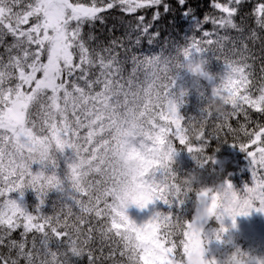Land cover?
I'll list each match as a JSON object with an SVG mask.
<instances>
[{"label": "snow or ice", "instance_id": "obj_1", "mask_svg": "<svg viewBox=\"0 0 264 264\" xmlns=\"http://www.w3.org/2000/svg\"><path fill=\"white\" fill-rule=\"evenodd\" d=\"M245 4L208 0L222 15L200 17L190 0H0V264H224L205 257V225L218 221L212 233L221 241L226 217L235 226L237 216L264 213V36L247 29ZM140 9L145 14L108 28L123 27L121 38L105 43L83 31L97 22L107 28L112 10ZM253 14L264 32V0ZM168 16L174 26L177 16L189 26L184 44L172 42L168 50L165 39L160 54L137 64L142 80L135 70L125 78L118 49L159 43ZM257 41L258 52L249 46ZM208 53L222 70L193 86L200 106L184 115L189 91L178 86L179 73L196 59L207 64ZM213 96L222 109L212 108ZM221 144L246 154L251 186H208L173 168L181 150L198 169L213 165ZM128 145L148 156L136 170L121 162ZM28 190L37 201L31 206L24 202ZM157 202L166 210L141 223L126 212L130 204L145 209ZM189 202L191 219L183 211ZM231 254L232 264H264L238 247Z\"/></svg>", "mask_w": 264, "mask_h": 264}, {"label": "trees", "instance_id": "obj_2", "mask_svg": "<svg viewBox=\"0 0 264 264\" xmlns=\"http://www.w3.org/2000/svg\"><path fill=\"white\" fill-rule=\"evenodd\" d=\"M73 2H80L86 5H90L92 0H73ZM217 2H225V0H217ZM260 2V0H246V4L243 8V15L245 16V24L247 29H256L260 35L264 36V32H261L260 29L257 28L255 24V16L253 14V8ZM190 4L197 8L196 14L200 17H203L206 14H211L216 17L222 15L218 9L212 8L208 6V0H190ZM145 14V10L140 9L135 14L127 15L124 13H120L118 10H112L111 16L108 20V27L101 26L98 22L95 27H90L89 25L84 26V33L87 35L88 33H92L93 35L99 37V39L105 43L110 41L112 38H121L124 35L125 29L121 26H117V28L109 32L108 28H111L112 24L118 20L120 17H123L125 20L134 19L135 16ZM151 10L148 11L146 18H150ZM173 19L172 16L165 17L160 27L162 29L160 42H154L152 45H149L146 40L142 41L139 46L129 44L127 47V51L125 52L123 49H118L120 52V59L122 61V75L125 78H130L132 76L133 71L137 72V75L142 80L143 72L137 68V64L141 61H144L146 58L160 54L161 48L165 47L164 41L165 39L169 40L168 50L171 49V43L174 42L176 44H184V34L188 31V25L185 24L182 20L177 16L175 26L170 23ZM237 22L239 23V17L237 18ZM206 30L211 31L212 25L206 24L204 25ZM195 34L199 37L200 33H192L189 32L188 35ZM223 34V32H221ZM232 36L238 35L236 32L231 31L229 33ZM247 34V31H246ZM127 44V41H125ZM253 51H259L260 42L257 41L254 45L252 43L249 44ZM3 52V48H0V53ZM167 54V51L165 52ZM204 59L207 60V67L211 73H217L222 70V65L219 61L215 59V57L208 53ZM178 86L182 88H186L189 91V95L186 97V103L181 108V113L184 115H196L198 107L200 106V101L198 99L195 88L192 86L191 78L186 71H181L179 73ZM251 111V110H249ZM258 114L253 113V118H255ZM243 123V118H239ZM234 125L236 124V120L233 119L231 121ZM251 130V129H249ZM86 131V130H83ZM82 131V134H83ZM215 147V145H214ZM219 151L215 152L216 163L213 165H208L204 169H198L195 161L192 159L190 153L186 150H181L174 158L173 168L178 172L179 175L185 176L187 174L192 173L194 170L197 171L200 175L202 183L212 186L216 182H223L225 180L229 181L233 186H238L239 176L238 171L240 170V165H242V160L246 156L245 153L241 152L238 148L232 147L229 144H221L219 146ZM211 151V149H209ZM65 156L71 157V151L66 150ZM61 170L66 168V163L63 158L60 160ZM38 165L33 166V170L38 169ZM24 202H26L29 206L35 204L37 201L35 199V195L31 190H28L25 193ZM158 210H166L164 206L157 202ZM45 211H50V208H45ZM184 215L187 219H191L194 214L193 203L189 202L184 206ZM14 235L18 236V232ZM180 249H177V255H179Z\"/></svg>", "mask_w": 264, "mask_h": 264}, {"label": "rangeland", "instance_id": "obj_3", "mask_svg": "<svg viewBox=\"0 0 264 264\" xmlns=\"http://www.w3.org/2000/svg\"><path fill=\"white\" fill-rule=\"evenodd\" d=\"M240 162H242V165H240V170L237 174L239 176V180L237 179L238 186L234 185L237 189H242L245 184L251 186L253 183L250 160L245 156L244 160ZM154 211H158L157 203L149 205L145 209H140L136 205H129L126 209L130 219L137 223L146 221ZM223 223L228 231L223 235L221 241L215 240L212 233L213 229L219 228L218 221L213 219L204 227L205 234L209 240L206 245V258L215 257L218 261L222 260L238 247L242 251L264 259V213L252 211L247 216H237L235 218V226H233L231 218L226 217ZM179 251L181 252L182 250L180 249Z\"/></svg>", "mask_w": 264, "mask_h": 264}, {"label": "clouds", "instance_id": "obj_4", "mask_svg": "<svg viewBox=\"0 0 264 264\" xmlns=\"http://www.w3.org/2000/svg\"><path fill=\"white\" fill-rule=\"evenodd\" d=\"M180 56H182V53L177 55L175 61L178 65L182 63ZM181 71H186L189 74L191 78L192 86L206 84V81L204 80V76L206 74H215V73H211L207 67V64H205L200 59H196L195 61H193L190 67L188 66L183 67ZM211 106L213 109H222L224 107L223 102L217 96L212 97ZM147 159L148 156L146 155V150L144 148L138 145H128L124 150L123 156L121 157V162L126 169L136 170L140 168L141 165H143L147 161ZM190 176H194L195 181L197 183L199 182L200 179L199 173H194V174L190 173ZM42 179L45 180V185L47 186L48 185L47 174L44 177H42ZM185 179H187V177ZM58 180L59 178L57 177L56 181ZM56 181H53L52 187H55ZM129 196L134 198V193L129 192ZM217 203L218 205L223 204L222 193H220L217 196ZM201 204L203 205V199L201 200ZM130 205H135V204H130ZM224 264H232V254L224 258ZM242 264H247L246 258L242 261Z\"/></svg>", "mask_w": 264, "mask_h": 264}]
</instances>
